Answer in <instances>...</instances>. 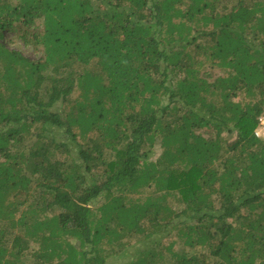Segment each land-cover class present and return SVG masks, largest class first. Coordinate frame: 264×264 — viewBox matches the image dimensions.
Instances as JSON below:
<instances>
[{"label": "trees", "instance_id": "trees-1", "mask_svg": "<svg viewBox=\"0 0 264 264\" xmlns=\"http://www.w3.org/2000/svg\"><path fill=\"white\" fill-rule=\"evenodd\" d=\"M263 106L264 0H0V264H264Z\"/></svg>", "mask_w": 264, "mask_h": 264}, {"label": "rangeland", "instance_id": "rangeland-1", "mask_svg": "<svg viewBox=\"0 0 264 264\" xmlns=\"http://www.w3.org/2000/svg\"><path fill=\"white\" fill-rule=\"evenodd\" d=\"M5 42L7 44V46L15 51H18L21 55H23L24 57H27L31 60H38L41 58L42 56V52L41 49L39 48H33L32 46L29 45H25L23 44L18 38H16L11 32H5ZM207 68V72H212L213 77L216 75H220L221 72L216 69V68H212L211 70L208 68V66H206ZM203 76H205V66L201 69ZM79 94L78 90H75L74 93L72 94L71 98L74 99L77 95ZM77 131V130H76ZM203 131V130H202ZM230 139H233L234 135H230ZM160 147L159 144L156 143L153 147V149H151L149 151V158L151 160H156L157 157L160 154ZM151 190H147L144 192L145 195L150 194ZM170 242L174 243V249L177 251H181L182 248H184V245L182 244V241L178 238L177 236V232L176 230H173L170 232L169 236L167 237H163L161 240V246H166L167 244H169ZM133 243V241H132ZM128 252L130 253V251L134 250V247H129L127 248ZM201 247H193V248H188L187 252H185L187 255H191L194 253H199L200 252ZM128 259L127 254H125L124 256L121 255H114V256H110L108 258L107 264H120L123 260Z\"/></svg>", "mask_w": 264, "mask_h": 264}, {"label": "built area", "instance_id": "built-area-1", "mask_svg": "<svg viewBox=\"0 0 264 264\" xmlns=\"http://www.w3.org/2000/svg\"><path fill=\"white\" fill-rule=\"evenodd\" d=\"M256 138L264 140V106L261 114L257 118V125L253 131Z\"/></svg>", "mask_w": 264, "mask_h": 264}]
</instances>
